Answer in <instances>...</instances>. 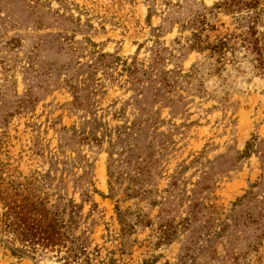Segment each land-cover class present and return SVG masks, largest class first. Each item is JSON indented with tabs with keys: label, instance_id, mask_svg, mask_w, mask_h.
Wrapping results in <instances>:
<instances>
[{
	"label": "rangeland",
	"instance_id": "374dc122",
	"mask_svg": "<svg viewBox=\"0 0 264 264\" xmlns=\"http://www.w3.org/2000/svg\"><path fill=\"white\" fill-rule=\"evenodd\" d=\"M0 264H264V0H0Z\"/></svg>",
	"mask_w": 264,
	"mask_h": 264
}]
</instances>
